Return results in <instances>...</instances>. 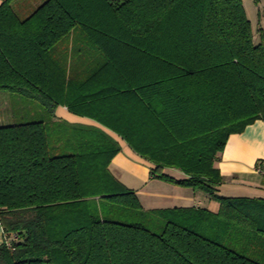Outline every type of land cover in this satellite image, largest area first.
<instances>
[{
	"label": "trees",
	"instance_id": "1",
	"mask_svg": "<svg viewBox=\"0 0 264 264\" xmlns=\"http://www.w3.org/2000/svg\"><path fill=\"white\" fill-rule=\"evenodd\" d=\"M259 38L241 0H42L26 13L3 0L0 90L33 113L0 124V264H264V198L218 195L215 166L229 135L264 121ZM59 105L217 211L144 210L108 169L118 143L54 119Z\"/></svg>",
	"mask_w": 264,
	"mask_h": 264
},
{
	"label": "crops",
	"instance_id": "2",
	"mask_svg": "<svg viewBox=\"0 0 264 264\" xmlns=\"http://www.w3.org/2000/svg\"><path fill=\"white\" fill-rule=\"evenodd\" d=\"M2 1L0 0V4ZM41 1L14 0V5L19 11L26 13ZM255 6L258 19L257 30L252 29L254 40L259 41L261 33L264 44V15L261 13L263 6L261 8L256 4ZM54 119L64 120L73 125L96 127L118 143L120 150L111 159L108 169L118 181L135 192L144 210L204 207L213 212L217 211L218 203L211 200L203 191L151 177L149 169L152 164L137 155L118 134L98 122L75 115L61 105L55 108ZM258 161H264V121L262 120H256L246 126L241 133L229 135L224 149L215 162L223 178L222 183L217 187V193L228 183L232 192H247L253 197L264 198L262 176L254 172V166ZM163 172L176 180L184 177V174L173 168H164ZM1 240L0 227V242Z\"/></svg>",
	"mask_w": 264,
	"mask_h": 264
},
{
	"label": "rangeland",
	"instance_id": "3",
	"mask_svg": "<svg viewBox=\"0 0 264 264\" xmlns=\"http://www.w3.org/2000/svg\"><path fill=\"white\" fill-rule=\"evenodd\" d=\"M242 6L244 8L246 17L250 21L251 28L253 31L257 30V11L256 6H259L261 8L264 6V0L262 2L254 1V0H241ZM261 14V13H260ZM9 98L17 99L15 101L17 104L15 107L11 108L12 103L9 101ZM30 99L20 97L19 95H15L9 91L0 90V124L3 123H13L14 120L11 119V111H17V116L15 122H19L20 118L27 117L29 113H33V111H30L29 106ZM35 102V101H34ZM11 110V111H10ZM29 120V119H28ZM233 183L236 185V182L233 181ZM231 185L226 183L218 192V195L224 196V197H238V196H246V197H253L250 193L247 194V192H232L230 190ZM214 201V200H213Z\"/></svg>",
	"mask_w": 264,
	"mask_h": 264
},
{
	"label": "built area",
	"instance_id": "4",
	"mask_svg": "<svg viewBox=\"0 0 264 264\" xmlns=\"http://www.w3.org/2000/svg\"><path fill=\"white\" fill-rule=\"evenodd\" d=\"M261 13L264 15V6L261 8ZM254 172L260 176L264 175V161H258L255 164Z\"/></svg>",
	"mask_w": 264,
	"mask_h": 264
}]
</instances>
